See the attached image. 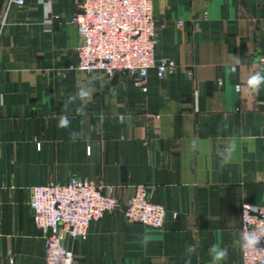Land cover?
I'll list each match as a JSON object with an SVG mask.
<instances>
[{"label":"crops","instance_id":"crops-1","mask_svg":"<svg viewBox=\"0 0 264 264\" xmlns=\"http://www.w3.org/2000/svg\"><path fill=\"white\" fill-rule=\"evenodd\" d=\"M6 2L0 0V264L9 253L14 264H45L32 189L73 177L113 187L123 205L139 185H150L153 201L168 210L161 230L129 223L121 210L91 222L87 240L64 242L78 264H185L189 245L191 264H211L213 244L228 248L223 264H243L241 207L264 199V87L259 94L244 87L264 70L256 62L264 57V0H154L155 56L177 68L165 79L150 70L146 90L123 73L109 79L76 68L80 38L72 18L83 0H25L3 22ZM79 87L91 91L85 115L75 112L79 102L62 112ZM64 114L69 129L57 127ZM72 131L82 135L72 140ZM230 137L239 147L220 167L218 153Z\"/></svg>","mask_w":264,"mask_h":264},{"label":"built area","instance_id":"built-area-1","mask_svg":"<svg viewBox=\"0 0 264 264\" xmlns=\"http://www.w3.org/2000/svg\"><path fill=\"white\" fill-rule=\"evenodd\" d=\"M24 4L25 0H7L3 22L9 9L22 8ZM72 23L80 38L76 47V68L80 71L101 72L109 79L123 73L144 90L150 70L155 69L159 79L176 71L174 61L155 56L158 40L154 0H83ZM178 25L182 27V22ZM151 195L150 185H139L123 205L114 195L113 187L78 177L66 184L49 182L34 187L30 205L34 224L45 240V264H78L65 240H87L91 222L118 210L123 211L129 223L161 230L168 210L154 202ZM246 204L254 208L245 216ZM172 217L176 218V214ZM257 228L264 229V199L241 207V232ZM241 257L243 264H264V242L258 249L241 248ZM14 262L9 253L5 264Z\"/></svg>","mask_w":264,"mask_h":264},{"label":"clouds","instance_id":"clouds-1","mask_svg":"<svg viewBox=\"0 0 264 264\" xmlns=\"http://www.w3.org/2000/svg\"><path fill=\"white\" fill-rule=\"evenodd\" d=\"M236 63H240V59L235 57ZM256 62L259 64H264V57H257ZM244 87L254 93L259 94L262 87H264V70L256 71L251 74L244 85ZM236 90L240 91L241 86L237 85ZM91 91L85 87H79L77 90L68 96V98L64 101L62 112L68 113L70 105H76L79 102L78 106L75 107V112L78 115H85L86 108L88 103L91 101ZM3 97L0 96V103H2ZM58 128L61 129H69L71 127V119L69 115L64 114L59 117V121L57 124ZM82 135V133H77L75 131L70 132V137L72 140H75L77 136ZM239 147L238 138L230 137L229 140L224 144L222 149L219 151V164L220 167H225L230 164L233 160L234 154L237 152ZM189 149L192 151H196L198 149V141L196 139H192L189 143ZM254 207L251 205L244 206L243 215H247L249 210H252ZM239 242L242 250H253L258 249V245L264 242V229L257 228L255 230H245L239 234ZM195 252V247L192 245L187 246L186 254L188 255V259L185 261V264H191V254ZM208 254L211 257V264H223L224 261L227 260L229 252L228 248L222 247L218 244H213L208 249Z\"/></svg>","mask_w":264,"mask_h":264}]
</instances>
